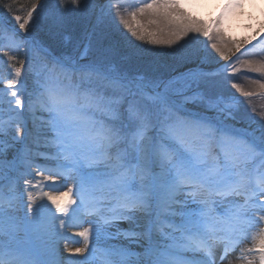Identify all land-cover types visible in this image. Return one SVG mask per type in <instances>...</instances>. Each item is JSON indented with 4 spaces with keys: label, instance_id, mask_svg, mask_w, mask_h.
Masks as SVG:
<instances>
[{
    "label": "snow or ice",
    "instance_id": "6c2138e0",
    "mask_svg": "<svg viewBox=\"0 0 264 264\" xmlns=\"http://www.w3.org/2000/svg\"><path fill=\"white\" fill-rule=\"evenodd\" d=\"M211 2L0 0V264H70L81 223L72 264H264V112L222 87L264 76L241 60L264 53V20L228 34L264 0L194 14Z\"/></svg>",
    "mask_w": 264,
    "mask_h": 264
},
{
    "label": "rangeland",
    "instance_id": "374dc122",
    "mask_svg": "<svg viewBox=\"0 0 264 264\" xmlns=\"http://www.w3.org/2000/svg\"><path fill=\"white\" fill-rule=\"evenodd\" d=\"M122 2L125 4V7H128L131 4H136L138 6L139 4V0H122ZM215 2V1H214ZM217 3V4H216ZM216 5H214V9L212 10L210 7L207 6H201L199 8L193 9L194 14L197 15L198 17L204 19L205 21L214 19L216 16L219 15V13L221 11H223V7H224V0H216L215 2ZM264 8V5H253V6H249L244 9L238 10L235 14H233L228 22V34L230 36H232L233 38L236 39H243L246 36H251L253 34V30L255 28H257L260 24V22L262 20H264V12L261 11V9ZM131 10V9H129ZM246 16V18L248 19L246 22V25H241V21H242V17ZM257 39H259V37H257ZM259 45L257 46V51L259 49ZM250 51H252V49H250ZM263 56H256V58L252 57V56H242L241 60H245V59H253V60H260V59H264V53ZM156 55V54H155ZM17 58L22 60V53H18L17 54ZM40 63L38 60H36L35 62V68H33V72H35L39 66ZM213 64L215 63L214 61L212 62ZM237 67H239V65H237ZM245 72V70H241L239 73L236 74V76L234 77L235 79H237L240 75V73ZM8 76V67L6 64L3 63V61H0V80H4L5 77ZM263 76H261L262 78ZM264 79V77L262 78ZM254 80V79H253ZM252 81V80H251ZM248 81V82H251ZM226 85H230V83L226 84V83H222V87L226 86ZM247 85H243L242 89H246ZM234 91H236L234 89ZM253 93V96L251 98H248L247 100H250L252 98H258L260 96H264V90H261L260 88L255 89L254 91H250ZM237 95H242L241 93H236ZM263 94V95H262ZM246 100V101H247ZM245 101V103L247 104V102ZM258 102V100H257ZM255 103H252L249 105L250 108H254ZM261 108H264V101L261 103L260 107H256V109H259L261 111H263ZM22 184H21V189H22ZM64 190L62 182L61 183H57L55 186L52 187H48V188H44L43 191L45 192H57L60 191L62 192ZM39 191V190H37ZM25 199H26V195H25ZM91 219V217H84L83 219ZM73 223H78V221L73 220ZM123 227H126V225H122ZM262 227H264V225H261ZM88 227L87 223H81V226L79 227H69L67 228V230H69V237H71L70 239L61 241L60 243H67L68 247L74 248V247H81L82 246V242H77L80 241L79 237H76L74 234L78 233L79 231L82 230V228ZM243 247H250L251 243L250 242H246L244 245H242ZM60 251L62 253V255L66 258V260H68L70 262V264H72L73 261L79 259L78 257H73L69 252H67L64 248H61L60 245ZM231 259V258H230ZM225 264H229L228 261L225 262ZM231 264H240L239 261L237 260H231Z\"/></svg>",
    "mask_w": 264,
    "mask_h": 264
},
{
    "label": "trees",
    "instance_id": "16d2710c",
    "mask_svg": "<svg viewBox=\"0 0 264 264\" xmlns=\"http://www.w3.org/2000/svg\"><path fill=\"white\" fill-rule=\"evenodd\" d=\"M21 3H27V0H21ZM17 7H19V5H17ZM146 55L157 56V55H162V53H159V54L158 53H146ZM251 56L254 57V58H256V56H263V54H260V55H251ZM256 59H258V58H256ZM169 70L171 71L173 69H169ZM262 78H261V75L260 74L251 73V72L245 71V72L240 73V75H239V77L237 79H235V78H232V79H229V80H223L222 78L221 79H222V83H226V84L230 83V85L223 86V88L225 89V91H227L228 89H230L232 84H238L241 88H242L243 85L249 86L246 89H244V91H249L250 92L252 90L254 91L255 89H258L259 88L258 84H256L255 82L256 81L264 82V79H262ZM248 81H251V82H248ZM31 83H32V78L30 76L29 79H28L29 86H31ZM231 90L234 91V89H231ZM237 93H239V92H237ZM257 100H258V102H257ZM263 101H264V96H260L258 98H252L250 100H247L246 102H247L248 107H249L250 104L255 103L254 109H255L256 114L258 115L260 112H264V108H261L263 111H261L259 109H256V107H260V105H261V103Z\"/></svg>",
    "mask_w": 264,
    "mask_h": 264
},
{
    "label": "bare ground",
    "instance_id": "6f19581e",
    "mask_svg": "<svg viewBox=\"0 0 264 264\" xmlns=\"http://www.w3.org/2000/svg\"><path fill=\"white\" fill-rule=\"evenodd\" d=\"M216 2V0H212V2L210 3V4H208L207 5V7H210L212 10H215L214 9V5H216L215 4V2ZM246 9H247V7H246ZM0 19H1V17H0ZM248 19L246 18V16H244V17H242V21H241V25H246V21H247ZM262 227V226H261ZM67 231V233H69V230H66ZM60 245H61V248L63 249L64 248V243H60ZM79 247V246H78ZM74 248H76V247H74Z\"/></svg>",
    "mask_w": 264,
    "mask_h": 264
}]
</instances>
